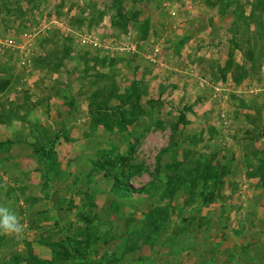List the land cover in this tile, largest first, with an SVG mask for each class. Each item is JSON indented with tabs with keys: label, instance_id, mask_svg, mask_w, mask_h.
<instances>
[{
	"label": "rangeland",
	"instance_id": "rangeland-1",
	"mask_svg": "<svg viewBox=\"0 0 264 264\" xmlns=\"http://www.w3.org/2000/svg\"><path fill=\"white\" fill-rule=\"evenodd\" d=\"M0 205V264H264V0H0Z\"/></svg>",
	"mask_w": 264,
	"mask_h": 264
},
{
	"label": "trees",
	"instance_id": "trees-1",
	"mask_svg": "<svg viewBox=\"0 0 264 264\" xmlns=\"http://www.w3.org/2000/svg\"><path fill=\"white\" fill-rule=\"evenodd\" d=\"M182 118H183V116H182V114H180V119L177 122V124L181 123ZM177 124H176V126H177ZM136 140L137 139H135V141ZM166 152L167 151H165V153ZM106 178H107V181L111 184V186H110L111 190H113V189L121 190L122 195L127 196V197H132V194L134 192L141 193L144 190L143 188L136 189V188H132L130 186H127L123 182L119 181L118 178H116V176L107 175ZM72 239L74 240V243H76L77 246H73V248H71L70 250L68 249L66 244L67 243L69 244V241L72 243V241L69 239V237H66V236L64 237V239H62V242L64 243L63 252H62V257H63L62 260L67 261L70 259H76L77 258L79 260V264H84L86 261L85 255H87L85 252H87V251H84L85 248L83 249V247L80 244L81 242H79V240H76L75 237H72ZM105 264H112V263L111 262H105Z\"/></svg>",
	"mask_w": 264,
	"mask_h": 264
},
{
	"label": "clouds",
	"instance_id": "clouds-1",
	"mask_svg": "<svg viewBox=\"0 0 264 264\" xmlns=\"http://www.w3.org/2000/svg\"><path fill=\"white\" fill-rule=\"evenodd\" d=\"M23 226L16 213L8 206L0 205V233L20 234Z\"/></svg>",
	"mask_w": 264,
	"mask_h": 264
}]
</instances>
